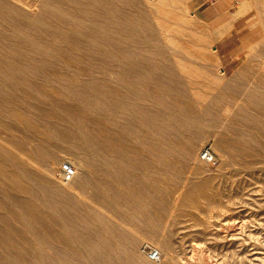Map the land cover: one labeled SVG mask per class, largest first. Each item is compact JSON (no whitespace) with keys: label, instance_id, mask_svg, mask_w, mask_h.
Wrapping results in <instances>:
<instances>
[{"label":"rangeland","instance_id":"374dc122","mask_svg":"<svg viewBox=\"0 0 264 264\" xmlns=\"http://www.w3.org/2000/svg\"><path fill=\"white\" fill-rule=\"evenodd\" d=\"M3 1L8 0H0V15L9 9ZM47 1L16 0L20 19L28 23L40 15L46 31L11 33L0 21V53L9 58L0 57V136L27 149L38 163L23 165L0 145L7 170L0 173V264H159L143 247L161 251L166 241L174 264H264V1H250L258 34L238 26L214 43L221 73L154 37L149 0L128 4L132 20H139L125 38L112 39L119 49L105 57L107 65L68 67L59 61L57 41L48 39L53 18L44 8ZM182 1L209 24L220 16L233 23L241 4ZM179 21L175 42L194 38L207 45L199 30L185 18ZM92 133L105 147L85 145ZM204 149L212 151L214 162L195 161ZM64 162L77 166L70 187L61 181ZM196 162L203 172L191 168ZM206 165L231 208L209 229L182 216L197 182L210 175ZM126 238L134 241L131 257Z\"/></svg>","mask_w":264,"mask_h":264},{"label":"bare ground","instance_id":"6f19581e","mask_svg":"<svg viewBox=\"0 0 264 264\" xmlns=\"http://www.w3.org/2000/svg\"><path fill=\"white\" fill-rule=\"evenodd\" d=\"M47 1V0H46ZM131 0H48L46 2V6L48 7L49 16L53 18L51 22H46L47 26L51 28V32H47L49 41L55 42L57 41V54L59 61L64 64L68 65V67H78L76 69H79V67H84L87 69L91 67H96L104 65L106 62L104 61L105 57L107 58L108 55H111L112 52L117 51L119 49V45H113L114 38L121 39L124 36H126L129 31V26H135V21L132 20L131 12H127V6L130 4ZM232 1V0H230ZM251 0H241V4L237 12L234 14L235 20L233 23H228L224 17H218L212 24H209L207 21H204L196 14H192L188 12V9L182 0H149L146 3V7L150 8L149 11V17L152 21V31L154 37H159L163 41H167L169 44L170 42L183 48V51H185L184 55H192L201 58V60L210 62L215 65L217 68V71L221 73V60L219 58V55L214 49L215 42L223 37V35L226 33V31L229 28H235L238 26H245L248 28V30H252L254 33L257 32L258 34V20L256 19L255 12H253L252 7L250 5ZM264 1V0H263ZM25 2V1H24ZM133 2V1H132ZM228 2V1H227ZM4 5H6L9 9L7 12H4L5 14L0 15V21H4L7 25V30L11 33H24L26 32L27 28L36 27L37 30L44 29L45 26H42L43 20L39 19L38 16L35 19H32L28 23H24L20 18L23 16L19 12L17 7H19V4H17L16 0H8L1 2ZM23 3V2H22ZM45 3V2H44ZM229 3V2H228ZM135 2L132 3L134 5ZM44 5V4H43ZM136 4L134 7H138ZM155 5L153 8L152 6ZM23 7V6H22ZM20 7V8H22ZM130 7V6H129ZM141 8V7H140ZM24 9V8H23ZM32 9V8H31ZM135 9V8H133ZM137 9V8H136ZM33 10V9H32ZM43 10V9H42ZM46 10V9H45ZM139 10V9H138ZM29 11V10H28ZM141 11V10H140ZM182 11H185L182 13ZM228 10H226L227 12ZM255 11V10H254ZM21 12H25V10H22ZM33 12V11H32ZM44 12V11H43ZM47 14V13H45ZM224 14V13H223ZM226 14V13H225ZM136 15V14H135ZM46 16V15H45ZM44 16V17H45ZM48 16V15H47ZM46 16V17H47ZM134 16V15H133ZM27 17V16H26ZM36 17V16H35ZM49 17V18H50ZM132 17V18H131ZM137 17V16H136ZM46 18V19H49ZM168 18L173 19V21H169ZM185 18V22L191 24L193 27H195L197 30H199L207 39V45L199 44L196 39L193 38L191 41L181 40L180 41H174L173 33L174 32H182V27L180 23V19ZM17 19V20H16ZM23 19V18H22ZM139 20V19H138ZM144 20V19H143ZM18 21V22H17ZM48 21V20H47ZM133 21V22H132ZM135 23V24H134ZM150 23V22H149ZM41 25V26H40ZM138 25V24H137ZM1 26V25H0ZM5 27V26H3ZM48 28V27H47ZM180 31H179V29ZM34 29V30H36ZM132 31L133 28L131 27ZM39 30V32H40ZM46 31V28L44 29ZM261 30V29H259ZM4 31V30H2ZM43 31V30H42ZM37 32V33H39ZM180 32V33H181ZM59 33V39L56 40V34ZM132 33V32H131ZM139 33V32H138ZM142 33V32H141ZM140 33V35H141ZM7 34V33H6ZM35 34V33H34ZM144 34V33H143ZM8 35V34H7ZM33 35V34H32ZM129 35V34H128ZM133 35V34H132ZM130 34V36H132ZM145 35V34H144ZM177 35V34H175ZM174 35V37H175ZM135 36V35H134ZM139 36V35H137ZM29 37V36H28ZM245 37V36H244ZM125 38V37H124ZM128 38V37H127ZM131 37L130 39H132ZM191 38V37H190ZM6 39V38H5ZM156 39V38H155ZM180 40V38H178ZM182 39V38H181ZM29 40V39H28ZM36 38L34 37L30 42L35 43L34 41ZM150 40V39H149ZM252 40V39H251ZM116 41V40H114ZM120 41V40H119ZM122 41V40H121ZM127 42L129 40H126ZM132 41V40H131ZM51 42V43H52ZM152 42V39H151ZM158 43V41H155ZM161 42V41H160ZM254 42V41H253ZM252 42V43H253ZM115 43V42H114ZM119 43V42H118ZM215 43V44H214ZM243 43V42H242ZM27 44V43H26ZM126 44V43H125ZM133 44V43H131ZM165 44V43H164ZM244 44V43H243ZM28 45V44H27ZM172 45V44H171ZM247 46L250 44L247 43ZM33 46V44H32ZM40 49L43 50L42 45H37ZM51 46V45H50ZM27 47V46H26ZM131 47V45H130ZM243 47H245L243 45ZM247 48V47H246ZM10 49V48H9ZM135 49V48H134ZM140 49V48H138ZM49 50V49H48ZM3 50H0V52ZM14 51V50H13ZM121 51V50H119ZM118 51V52H119ZM137 51V50H136ZM177 51V50H176ZM182 51V50H181ZM250 51V50H249ZM132 52V51H131ZM130 52V53H131ZM135 52V51H134ZM138 52H140L138 50ZM178 52H180L178 50ZM5 53V52H4ZM3 52L0 53V57L4 58L7 57ZM9 53V52H8ZM16 53V52H15ZM14 53V54H15ZM110 53V54H109ZM122 53V52H121ZM127 53V52H126ZM137 53V52H136ZM184 53V52H182ZM187 53V54H186ZM243 53V52H242ZM14 54H10V57H12ZM116 54V53H115ZM132 54V53H131ZM181 54V53H180ZM177 54V55H180ZM120 55V52H119ZM122 55V54H121ZM120 55V56H121ZM138 55V53H137ZM142 55V54H141ZM232 55V54H231ZM241 55V53H240ZM115 56V55H114ZM131 56V55H130ZM175 56V55H174ZM190 56V55H189ZM237 56V55H236ZM109 57V56H108ZM124 57V56H123ZM122 57L121 60H124ZM133 57V56H132ZM179 57V56H178ZM196 57H193L194 59ZM235 57V56H233ZM249 58V56L247 55ZM54 58V57H53ZM113 59V55L111 57ZM120 58V57H119ZM135 58V57H134ZM197 58V59H198ZM7 59H9L7 57ZM109 59V58H108ZM111 59V60H112ZM126 59V55H125ZM243 59V58H242ZM56 60V59H55ZM107 60V59H105ZM115 60V58H114ZM119 60V59H118ZM116 60V62L118 61ZM128 60V59H127ZM132 60V58H131ZM137 60V56L136 59ZM178 61L180 59H177ZM182 60V56H181ZM125 61V60H124ZM5 62V61H4ZM42 60H38L36 65H40ZM115 62V61H114ZM126 62V61H125ZM124 62V63H125ZM132 62V61H131ZM247 62V61H246ZM109 63V62H108ZM106 63V65L108 64ZM110 63H113V61ZM118 63V62H117ZM139 63V62H138ZM148 63V62H146ZM245 63V62H244ZM8 64V63H6ZM30 64V63H29ZM96 64V65H95ZM100 64V65H99ZM184 64V63H183ZM3 65V64H2ZM31 65V64H30ZM95 65V66H94ZM132 67L134 64H131ZM148 65V64H147ZM179 65V63H178ZM223 65V64H222ZM110 65H108L109 67ZM117 66V65H116ZM126 66V65H125ZM136 66V65H135ZM145 66V65H144ZM6 67V66H5ZM9 67V66H8ZM122 67V66H121ZM131 67V66H130ZM131 67V68H132ZM138 67V66H137ZM136 67V68H137ZM180 67H182L180 65ZM98 68V67H97ZM104 68V66H103ZM101 67V69H103ZM117 68L120 69L118 66ZM135 68V67H133ZM139 68V67H138ZM75 69V68H74ZM105 69V68H104ZM103 69V71H105ZM113 69V68H112ZM123 69V68H122ZM125 69V68H124ZM141 69V68H140ZM183 69V68H182ZM185 69V68H184ZM49 70V69H48ZM81 70V69H80ZM83 70V69H82ZM110 70V69H109ZM108 70V71H109ZM129 70V69H128ZM127 70V71H128ZM133 70V69H132ZM187 71V70H186ZM107 72V70H106ZM181 72V71H180ZM192 72V71H191ZM105 73V72H104ZM111 73V72H110ZM189 73V72H188ZM193 73V72H192ZM113 74V73H112ZM180 74V73H179ZM189 75V74H188ZM192 75V74H191ZM190 75V76H191ZM189 76V77H190ZM192 77V76H191ZM190 77V78H191ZM94 78V77H93ZM189 78V80H190ZM11 80V77H10ZM28 81V80H27ZM42 81V80H41ZM90 82V81H89ZM131 82V81H130ZM135 83V82H134ZM194 82H192L193 84ZM195 84V83H194ZM137 86V85H136ZM191 89V88H190ZM255 89V88H254ZM256 90V89H255ZM259 90V89H258ZM257 90V91H258ZM262 91V90H261ZM264 92V89H263ZM252 93V92H251ZM33 94V93H32ZM256 95V94H255ZM263 95V94H262ZM234 99V98H233ZM260 102V101H259ZM258 102L257 109H260V103ZM218 107V106H217ZM224 107V106H222ZM226 107V106H225ZM229 107V106H228ZM221 108V107H220ZM227 107L222 110V112L225 114L227 113ZM219 110V109H217ZM230 110V109H228ZM152 111V110H151ZM261 111L262 110L261 108ZM259 111V112H261ZM170 113V112H169ZM257 113V111H256ZM146 114V113H144ZM165 114V113H164ZM147 115V114H146ZM229 114L227 113V116ZM264 115V112H263ZM21 116V115H20ZM225 116V115H224ZM142 117V116H141ZM22 119V116L20 117ZM228 118V117H227ZM83 119V118H82ZM148 119V118H147ZM23 120V119H22ZM151 120V119H150ZM133 121V120H132ZM149 121V120H148ZM164 121V120H163ZM157 123V122H156ZM159 123V122H158ZM29 124V123H28ZM153 124V123H152ZM151 124V125H152ZM145 125V124H144ZM247 126V125H246ZM145 128V127H144ZM143 129V128H142ZM152 129V128H151ZM145 130V129H144ZM154 131H156L154 129ZM148 132V131H147ZM157 132V131H156ZM229 132V131H228ZM148 134V133H147ZM145 135V134H144ZM149 135H151L149 133ZM157 135V134H156ZM89 138L88 140L85 139L84 143L86 146L93 147L94 145L99 147H105V144L102 142L103 140L99 135L95 134H88ZM87 136H82L87 138ZM159 137V136H158ZM77 138V137H76ZM82 139V138H81ZM90 139V140H89ZM152 139V138H151ZM137 140V139H136ZM141 140V139H140ZM149 142V141H148ZM81 143V142H80ZM83 143V141H82ZM0 145L1 147L5 148L6 151L11 154L12 156L18 158L21 160L22 164H31L38 166V163L35 161V159L29 155L27 149L21 147L19 144L9 141L5 139L4 137L0 136ZM82 145V144H81ZM95 147V146H94ZM86 149H88L86 147ZM85 149V150H86ZM150 151V150H149ZM194 151V150H192ZM88 152V151H87ZM191 152V151H190ZM263 152V151H262ZM91 153V152H90ZM92 153L95 154V151ZM194 153V152H193ZM195 154V153H194ZM193 155V154H192ZM220 156V155H219ZM200 155L198 156V153H196V160L198 162H204L202 159H200ZM108 160V159H107ZM194 163L191 168H193L195 171L203 172V168L201 165H198ZM73 162H71L72 164ZM210 164V163H209ZM200 166V167H199ZM207 166V165H206ZM212 166V165H211ZM221 166V165H220ZM218 166V168H220ZM77 168V166L75 165ZM205 167V166H204ZM205 170H210V168L205 167ZM204 170V171H205ZM216 170V168H215ZM0 173L2 175L7 174L6 168L3 166V164L0 162ZM205 173V172H204ZM207 173V172H206ZM62 174V173H61ZM201 174V173H200ZM205 175V174H204ZM77 176V173L75 177ZM10 177V176H9ZM74 177V179H75ZM216 178V174L214 173L213 169L210 172V175L204 179L203 182H197V189L195 192V195L189 197V203H188V209H186V212L182 215L184 219L189 221L191 224L199 225L204 229H209L213 225V220L215 218H219L225 211H229L231 208L229 207L228 203H225L222 201L218 188L215 186L213 179ZM16 179V178H15ZM73 179V180H74ZM64 181L61 179L63 185L70 187L72 186V181ZM108 194V193H106ZM110 194V193H109ZM90 202V201H89ZM122 209V208H121ZM202 209L205 210V212H201ZM106 211V210H105ZM123 211V210H122ZM27 212V211H26ZM154 213V212H153ZM156 213V212H155ZM145 214V213H144ZM151 214V213H150ZM105 215V214H104ZM156 215V214H155ZM132 216V215H131ZM148 216V213H147ZM130 217V216H129ZM149 217V216H148ZM151 217V216H150ZM147 218V217H146ZM148 220V219H147ZM151 220V219H150ZM149 220V221H150ZM131 221V220H129ZM110 222V221H109ZM129 223V222H128ZM134 223V222H133ZM151 223V221H150ZM102 224V223H101ZM154 224V223H153ZM238 225V224H237ZM103 227V226H102ZM107 227V226H106ZM127 227V226H126ZM239 227V226H238ZM150 228V227H149ZM235 228V227H234ZM237 228V227H236ZM262 228V227H261ZM135 229V228H134ZM132 230V229H131ZM260 230V229H259ZM51 232V231H50ZM104 232V230H103ZM203 232V231H202ZM106 235V234H105ZM189 235V234H188ZM262 235V234H261ZM193 236V235H192ZM125 237V236H124ZM134 238V237H133ZM126 244L124 249L128 250V255H132L134 245L132 240H129L128 238L125 239ZM124 240V243H125ZM166 241V240H165ZM88 245V244H87ZM120 245V244H119ZM89 246V245H88ZM121 247V246H120ZM134 247V246H133ZM195 248V247H194ZM93 249V248H92ZM118 249V248H116ZM193 249V248H192ZM86 250H89V247H86ZM160 250V249H159ZM205 250V249H204ZM46 251V250H45ZM94 251V250H93ZM194 251V250H193ZM91 252V251H90ZM161 257L160 260L157 261L159 264H174V251L173 247L170 244V242H165L164 248H161ZM113 253V252H112ZM125 253V252H124ZM93 254V252H92ZM95 254V253H94ZM93 254V255H94ZM115 254V253H114ZM119 254V253H116ZM115 254V255H116ZM194 254V253H193ZM197 253H195L196 255ZM90 255V254H88ZM163 255V256H162ZM96 256H98L96 254ZM101 256V255H100ZM197 256L201 257L198 253ZM206 256V255H205ZM117 257L120 258L118 255ZM131 257V256H130ZM191 257V256H190ZM98 258V257H97ZM100 258V257H99ZM127 256L124 258L126 259ZM103 259V258H102ZM195 259V258H194ZM213 259V258H212ZM93 260V259H92ZM95 260V259H94ZM121 260V258H120ZM119 260V261H120ZM197 260V258H196ZM207 260V259H206ZM122 261V260H121ZM213 261V260H212ZM95 263V262H94ZM123 263V262H122ZM48 264V263H47ZM99 264V262H98ZM116 264V263H115ZM204 264H208L205 262ZM210 264V262H209Z\"/></svg>","mask_w":264,"mask_h":264},{"label":"built area","instance_id":"2783aa9c","mask_svg":"<svg viewBox=\"0 0 264 264\" xmlns=\"http://www.w3.org/2000/svg\"><path fill=\"white\" fill-rule=\"evenodd\" d=\"M201 159L206 163H212L215 161V156L211 150L204 149L201 154ZM61 173V178L64 181H71L76 175V169L69 162H64L61 166ZM143 251L151 261L157 262L160 260L161 254L156 248H147L146 246H144Z\"/></svg>","mask_w":264,"mask_h":264},{"label":"crops","instance_id":"0c3cea01","mask_svg":"<svg viewBox=\"0 0 264 264\" xmlns=\"http://www.w3.org/2000/svg\"><path fill=\"white\" fill-rule=\"evenodd\" d=\"M207 2V0L206 1H204V2H202L201 3V5L200 6H202L204 3H206ZM211 7H209V9H210ZM209 9L208 10H204V12H206V13H210L212 10H210V12H209ZM218 18V17H217Z\"/></svg>","mask_w":264,"mask_h":264}]
</instances>
